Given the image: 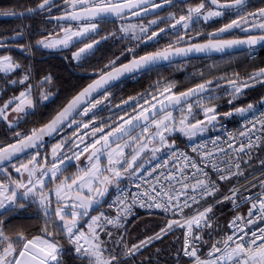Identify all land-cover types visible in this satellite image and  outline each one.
<instances>
[{"label":"snow or ice","instance_id":"6c2138e0","mask_svg":"<svg viewBox=\"0 0 264 264\" xmlns=\"http://www.w3.org/2000/svg\"><path fill=\"white\" fill-rule=\"evenodd\" d=\"M179 3L184 4L185 0H179ZM250 7V0H199L185 7H178L177 0H62L61 4L56 0H39L34 7H26L23 11L0 9V17L19 19L47 12V22L55 21L63 33L62 36L59 33L42 35L35 45L19 43L30 34V26L21 24L12 30L11 36H0V49L9 47L8 40L17 41L16 49L29 55L33 47L64 49L80 43L83 46L72 53V59L81 61L109 40H126L131 44L121 52V56H131L127 63L117 67L120 57L109 60L98 70L99 78L82 89L47 123L32 128L27 135L16 131L13 143L0 144V172L8 176L7 183L0 180V210H3L0 217L25 208L26 205L19 201L31 196L43 221L39 234L28 238L24 232L9 234L6 221L0 218V264H75L77 260L81 264H126L127 258L142 254L176 229L183 230V242L173 257L176 264H180L181 255L188 257L192 264H264V171L259 176L252 175L251 180L246 175L255 158L253 153L264 150V111H261L264 96L221 114L218 111L220 105L214 102L220 97L215 95L213 88V85L215 89L222 87L219 81L224 80L229 97L227 103L233 105L246 90L257 85L264 87V67L246 77L233 73L231 77L202 80L180 92L175 91V81L157 80L144 92L112 105L123 114L116 115L111 123L96 126L94 113L99 106L111 103L113 93L108 88L115 86L113 82L129 74H149L165 62L170 66L174 58L197 53H225L243 46L251 59L257 46L264 49V6L254 11H249ZM54 8L63 11L58 16H51ZM166 8L177 11L160 15ZM149 14L154 18L146 24L123 23L129 17ZM233 15L235 18L221 27L211 32L203 30V26ZM109 19L121 23L118 28L101 35L104 32L101 25ZM62 22H77V26L68 23L64 27ZM161 24L164 27H160ZM153 27L157 30H152ZM237 30L246 34L244 38H223ZM255 30L261 34H248ZM169 33L174 38L165 46L138 54L137 49L159 44ZM197 38L204 42H194ZM85 40L90 42L84 43ZM17 71L22 73L18 78H7L0 84V97L10 87L23 88L0 104V121L9 130L18 128L40 104L54 95L43 87L52 83L51 73L33 83L34 66L31 63L23 64L12 55H0V73L7 77ZM199 75L203 77V73ZM34 89H40L36 96ZM101 90V97L94 98L93 93ZM193 97L197 98L195 102H189ZM177 106L182 113L179 119L173 115ZM81 108L83 110L79 111ZM194 109L201 111L204 118L195 119ZM11 113L16 116L9 120ZM89 113H93V117L86 122L73 118L74 114L87 117ZM235 115L244 118L242 130L228 133L227 140L216 137L210 141L211 148L209 141L193 144L191 152L196 154L195 157L180 150L176 140L172 139L173 133L177 132L191 139L206 132L219 117ZM249 115L251 119H248ZM73 125L76 131L71 137L64 136L52 145L49 161L48 155L39 151L45 137H53L65 126ZM88 139H91L90 143L86 142ZM30 150H35V154L28 155ZM161 151H165L168 158L154 164ZM148 152H151L150 158ZM21 154L28 155V159L12 163ZM82 156L87 160L86 168L79 167ZM102 158L107 160L106 164H101ZM74 162L77 173L63 176ZM258 163L264 169V158ZM6 164H11L21 179H13ZM188 169L192 171L189 173ZM25 174L26 181L23 179ZM241 178L245 181L243 184ZM48 180L54 187H47ZM125 180L128 184H123ZM254 181L259 183L258 193L251 192L257 187ZM229 184L231 187L224 191V186ZM17 189H24L20 196ZM113 191L115 195L109 200ZM245 192L249 194L244 195ZM105 203L115 215L106 214ZM243 204H250L246 216L238 212ZM225 206H230L235 214L227 222L228 232L219 236L223 232L220 224L223 212L218 215L216 210ZM137 207L158 209L165 217L180 218L168 219L158 232L129 247L126 226ZM97 209L101 210L91 215ZM185 209L191 210L192 214L186 216ZM85 218L86 230L81 224ZM213 233L219 238L213 240ZM204 234L212 240L206 258L200 255V246L209 243ZM61 238L67 241V247L61 243ZM161 251L157 249L156 255Z\"/></svg>","mask_w":264,"mask_h":264},{"label":"trees","instance_id":"16d2710c","mask_svg":"<svg viewBox=\"0 0 264 264\" xmlns=\"http://www.w3.org/2000/svg\"><path fill=\"white\" fill-rule=\"evenodd\" d=\"M38 2L39 0H0V9H14L16 11H20L29 6L34 7ZM47 21L48 18L45 12L30 18L25 17L23 19H0V36L12 35L13 29L17 28L21 24H27L30 26V34L26 36L25 40L19 41V43L30 42L31 44L35 45V41L38 40L42 35L47 36L49 33L56 31L54 22ZM109 31L111 30H106L102 32L101 35H104ZM121 41L124 40H109L108 42L102 44L94 54L89 55L81 61H74L72 59V53L82 46L80 43L70 46L67 49L58 51L33 47L32 53L30 55L21 54L15 47L0 49V55H12L15 60H18L23 64L31 63L34 66L33 83L39 80L43 75L51 73L53 77L52 83L49 85H44L43 87L54 94L49 101H45L40 104L35 109L34 114L30 115L23 122H21L18 128L9 130L6 124L3 121H0V144L6 145L13 143L14 140L12 137L13 133L16 131L27 135L30 133L32 128H38L48 122L55 115V113L68 102L70 98H72L91 80H93L94 77L89 75L90 72H98V70L102 69L109 60L121 56ZM86 42L89 41L85 40L84 43ZM16 43H14V45H16ZM222 57H225V55L217 56V58L220 59ZM233 57L222 59V61H220L218 64H215L214 66L200 64L198 62L202 59L198 58L191 60L190 63L183 69H180L177 66V64L180 62H174L170 66L168 64H164L162 67L149 74L141 73L123 80L109 90L110 92L115 91L114 95L110 98L111 103L99 106L98 109L94 110L96 126H100L102 123H110L112 121L114 118V116L113 118L111 117V114L113 113L110 110L112 105L120 103L122 99H127L129 96H135L137 93L144 92L146 89H149V86L152 85L154 81L161 79L175 81L177 85L175 91L180 92L194 86L197 83H201L202 80L212 79L213 77L217 76H228V73H239L241 77H246L252 71L264 67V49L262 48H260L259 55L253 59H249L246 56L245 51L237 52ZM119 63L121 62H117L116 65ZM199 73H203V77H201ZM21 74L22 73L20 71H17L16 73L9 74L7 77H5L3 73H0V84H3L4 80L7 78H18ZM225 88L216 90V92L220 93L218 94L220 99L214 101L220 105L218 111L221 114L230 111L233 107H243L248 103L258 101L261 96H264V87L257 85L253 89L246 90L245 94L239 100L235 101L233 105H229L227 103L229 99L227 92H223ZM21 90H23L22 86L10 87L9 90L4 92L3 96L0 97V104H3L4 100H7L14 94H18V92ZM39 90L40 89H37V92ZM128 110L131 111V108ZM121 113L122 112H118L117 114L119 115ZM92 117L93 113H89L87 117H81L77 115L74 119H84L86 122ZM219 119L226 118L221 116ZM229 120L234 122L236 119L234 117ZM66 127L62 132L56 134L49 142L44 144L43 147L39 149L42 155L47 154L49 156L51 154L52 145L59 142L60 137L62 133H64ZM74 131L75 128L69 130L68 134H71ZM172 139H175L176 143L182 145L186 144L188 141L184 140L178 135L172 136ZM253 155L255 158L252 161V166L248 169L246 174L252 173L260 168L258 160L264 158V150H261ZM75 173H77V166L74 164V166L66 168L63 176H69ZM63 176L60 178L63 179ZM242 179L243 178H241V180ZM53 184L54 183L50 181L48 185L52 187ZM228 187H231V184L224 186V191H227ZM31 200L32 199L30 198L20 200L19 203L25 204V208L15 209L11 212L5 213L2 217H0L6 221L9 234L15 235L16 232H24L28 238L39 234V229L43 221L40 214L37 212V205L32 203ZM195 207L193 209H195ZM103 210L105 211V204L103 205ZM216 211L218 215L223 212V215L220 219V224L223 230H225L226 222L233 212L230 210V206H225L222 209H217ZM189 212H191V210L186 212V214ZM94 213L95 212H92L91 215ZM173 218L175 217H165L164 214L158 212L151 214L146 212L139 213L136 217L130 219L126 226V241L128 246L130 247L132 244L138 243L146 236H150L154 232H158L160 228L165 226L168 219ZM103 238L107 239L106 236H103ZM208 238L209 237L206 234V239L209 240ZM182 242L183 230L176 229L162 242H155L146 250H143L142 254H139L134 258H127L126 264H138L140 261H143L144 264H149V259L151 260V264H176L173 257L175 250L181 247ZM61 243H63L66 247L68 246L67 241L63 238H61ZM209 245L210 241L207 245H204V249ZM157 249H162L159 255H156ZM117 251L119 252L121 249L117 248ZM190 261L191 260L188 257L181 255L180 264H188ZM75 264H81V262L77 260L75 261Z\"/></svg>","mask_w":264,"mask_h":264},{"label":"flooded vegetation","instance_id":"af4514ba","mask_svg":"<svg viewBox=\"0 0 264 264\" xmlns=\"http://www.w3.org/2000/svg\"><path fill=\"white\" fill-rule=\"evenodd\" d=\"M199 2V0H185V3L184 4H180L179 3V0H177V3H178V7H185V6H187V4H195V3H198ZM56 3L57 4H61L62 3V0H56ZM250 3H251V7L248 9L249 11H254L255 10V8H257V7H262V6H264V0H250ZM252 7H253V9H252ZM63 11V9H61V11H57L55 8L52 10V12H51V16H58V15H60L61 14V12ZM170 11H177V9H174V8H166V9H164L162 12H160L159 14L160 15H165L167 12H170ZM45 14H47V18H49V13H47V12H45ZM177 14L179 15L180 13L179 12H177ZM154 18V16L153 15H151V14H149V15H147V16H143V17H140V18H135V19H127L126 21H123V23H127V24H139V23H147L149 20H151V19H153ZM235 18V16L233 15V16H229V17H225V18H223V19H217V20H215L214 22H211L209 25H205V26H203V30L204 31H207V32H211V31H213V30H215L216 28H219V27H221L223 24H225V23H228V22H230V19H234ZM54 22V25H55V27H56V31L57 30H59L60 28H59V26H57V24H56V22L55 21H53ZM63 24H68V23H66V22H62ZM69 23H71V24H75V23H77V22H69ZM121 23V21H119V20H112V19H109L106 23H104V24H102L101 26L103 27V29H104V31H106V30H114V29H116V28H118L119 27V24ZM160 27H164V25L163 24H161L160 25ZM152 30H157L155 27H153V29ZM248 34H251V35H259V34H261L258 30H255V31H252L251 33H248ZM246 34L244 33V32H242V31H240V30H237V31H234L231 35H225L223 38H225V39H232V38H244V36H245ZM171 38H174V37H172V35H171V33H169V35H167V36H165L164 38H162L161 40H160V42H159V44H153L152 46H150V47H148V48H144V47H141V48H139V49H137V52H138V54H140V55H142V54H144V52H146V51H153V50H155L156 48H158V47H163V46H165L168 42H169V40L171 39ZM204 39H207V37H205ZM90 42V41H89ZM194 42H204L203 40H201L200 38H197L196 39V41H194ZM10 44H14V43H16V42H14V43H11V42H9ZM86 43H88V42H86ZM131 46V44L128 42V41H126V40H124V41H121V45H120V48L122 49V52L124 51V49H125V47H130ZM120 57V59L117 61V62H121V63H119V64H117L116 66H118V65H120V64H123V63H125V62H127L128 60H130L131 59V56L130 55H128V57H127V55L125 56H119ZM217 58V56H207V57H199L198 59H202V60H214V59H216ZM192 59H196V58H192ZM192 59H186V60H181V61H177V62H183V61H190V60H192ZM174 63V62H173ZM107 70H109V69H107ZM92 72H94V71H92ZM95 72H97V71H95ZM95 78V77H94ZM93 78V79H94ZM92 81V80H91ZM117 85V84H116ZM115 85V86H116ZM114 87V86H113ZM112 87V88H113ZM111 89V88H110ZM109 89V90H110ZM108 90V91H109ZM35 92L36 93H38L37 92V89H35ZM113 93V95H114V93H115V91H113L112 92ZM112 95V96H113ZM99 96H101V94L99 95ZM99 96H97L96 98H98ZM119 104V103H118ZM118 113V111H113V113L111 114V117L113 118V116L115 117L116 116V114ZM123 113H121V114H119V115H122ZM118 115V114H117ZM111 123V122H110ZM23 157V156H22ZM21 157V158H22ZM21 158H18L17 160H14V161H12V163H19V160H22ZM5 167H7L8 168V171L11 173V177H13V179H21V177H20V175L18 174V173H16L15 172V170L11 167V164H6L5 165ZM8 178V176L7 175H5L4 173H2V172H0V180H4L5 181V183H6V179ZM25 180V179H24ZM49 182H50V180H49ZM49 182L47 183V187L48 188H50L51 186H49L48 184H49ZM53 186V185H52ZM24 190L23 189H21V192H23ZM18 193V192H17ZM19 196V195H18ZM26 198H30V199H32L31 198V196H29V197H26ZM26 198H24V199H26ZM0 212H3V210H0Z\"/></svg>","mask_w":264,"mask_h":264},{"label":"built area","instance_id":"2783aa9c","mask_svg":"<svg viewBox=\"0 0 264 264\" xmlns=\"http://www.w3.org/2000/svg\"><path fill=\"white\" fill-rule=\"evenodd\" d=\"M259 52H260V48H256L255 49V54L254 56L251 58H255L259 55ZM246 53V51H245ZM247 55V54H246ZM248 57V56H247ZM249 58V57H248ZM259 107V106H258ZM261 111H264V109H261ZM258 114V113H257ZM247 115V114H246ZM252 117L249 115L248 116V119H251ZM244 123V118L243 117H238L234 122H231L229 119H218L214 125L211 127L210 130L206 131L205 133H203L202 135L198 136L197 138L195 139H192L190 141H188L186 144L182 145V144H179L177 143L178 147L180 148V150L182 151H185V152H188L190 155L192 156H196L195 153H192L191 152V146L193 144H200L202 142H205V141H209L208 143V147L211 148L212 145L210 143L211 140L215 139L216 137H220L221 139L223 140H227V137H228V133H232V132H235L237 131L238 129L239 130H242L241 126L243 125ZM223 147H226V145H221ZM158 156V159L156 161H154L153 163H160L162 160L164 159H167L168 156H167V153L165 151H163L162 153H160ZM187 172H191L192 170L191 169H188L186 170ZM261 171H264V169H257L255 170L253 173H251L249 176H248V179L251 180L252 178V175H256V176H259ZM245 181L244 179L240 180V183L243 184ZM256 184H257V187L256 188H252L251 189V192L252 193H258L260 191V188H259V183L258 181H254ZM123 184H128V181L125 180L123 182ZM178 187V186H177ZM133 191H135V188L132 189ZM249 193L248 192H245L244 195H248ZM115 195V192L113 191L112 192V195L108 198L109 200L114 197ZM195 207V205L193 206V208ZM250 207V204H243L239 209H238V212L241 214V215H247V210L248 208ZM160 210L158 209H152V210H149V209H144V208H135L134 209V213L135 215L132 216V217H129V220L136 217L139 213L141 212H146V213H155V212H159ZM189 210L188 209H185V213L188 212ZM105 212L106 214H109V215H115V211L114 210H110L108 208V204L105 203ZM235 213H233L229 218L228 220H230L232 218V216L234 215ZM227 220V222H228ZM227 222H226V225H227ZM228 232V229L227 227L225 228V230H223V232H220L219 233V236H223L225 233ZM219 236L216 234V233H213V237L212 239H218ZM204 238L205 240L206 239V234H204ZM209 239V238H208ZM210 241V245H211V242L212 240H209ZM210 245L204 249V245H201L200 248H201V252H200V255L202 258H206V254L207 252L209 251L210 249ZM188 264H192V261H190Z\"/></svg>","mask_w":264,"mask_h":264},{"label":"rangeland","instance_id":"374dc122","mask_svg":"<svg viewBox=\"0 0 264 264\" xmlns=\"http://www.w3.org/2000/svg\"><path fill=\"white\" fill-rule=\"evenodd\" d=\"M73 27H76L77 26V23H75V24H71ZM63 26L64 27H67L68 26V24H63ZM57 33H59L61 36L63 35V33H61L60 32V29L59 30H57V31H55V32H52V34L55 36V34H57ZM83 46V45H82ZM81 46V47H82ZM70 47V46H69ZM68 47V48H69ZM64 49H67V48H64ZM47 50H51V51H58V50H63V49H47ZM77 50V49H76ZM75 50V51H76ZM74 51V52H75ZM234 54H236V53H232V54H227V55H225V57H222L221 59L220 58H216V59H214V60H201V61H199L198 63H200V64H205V65H207V66H214L215 64H218L220 61H222V59H227L228 57H230V58H232L233 56H234ZM247 56V55H246ZM234 58V57H233ZM193 60V59H192ZM74 61H76V60H74ZM191 61V60H190ZM190 61H183V63H178L177 64V66L180 68V69H183L184 67H186L189 63H190ZM195 62V61H194ZM195 63H197V62H195ZM232 74L233 73H228V77H231L232 76ZM218 77V76H217ZM219 82H223V81H219ZM223 92H226V88H225V90L223 91ZM36 92H35V89H34V93H33V95L34 96H36ZM218 94H220L219 92H216L215 91V95H217L218 96ZM101 96H99L98 98H100ZM97 98V99H98ZM197 99V98H196ZM196 99H194L193 101H191V103H194L195 102V100ZM185 107H186V105H185ZM173 115L175 116V117H177V119H179L180 118V116L182 115V113L180 112V110H179V108H178V110L177 111H174L173 112ZM16 116V113H11L10 115H9V120H11V119H13L14 117ZM194 116H195V119H203L204 118V116H203V113L201 112V111H198V110H196V109H194ZM235 117V119H237L238 117H240L239 115H235V116H232V117H227L226 119H231V118H234ZM220 118V117H219ZM218 118V119H219ZM77 121H81V120H83L84 121V119H76ZM193 123L195 122L194 120L192 121ZM213 126V125H212ZM212 126H209V129L208 130H210L211 129V127ZM66 127V126H65ZM73 128H75V131H76V126L75 125H73L72 127H66V129H65V131H64V133H62V135H61V137H60V140H61V138L62 137H64V136H68V137H71V135H72V133L71 134H68V131L69 130H71V129H73ZM207 130V131H208ZM83 131V130H82ZM205 133V132H204ZM203 133H201V134H198L196 137H193V138H191V139H189L188 137H186V136H184L183 134H181V133H173V135L172 136H174V135H178V136H181L184 140H188V141H190V140H192V139H195V138H197L198 136H200V135H202ZM59 140V141H60ZM187 141V142H188ZM86 142H91V139H88ZM58 143V142H57ZM52 148V147H51ZM163 151H161L160 153H162ZM160 153H158L157 155H159ZM256 153H258V152H256ZM256 153H253V154H256ZM31 154H35V150H33V151H31V152H29L28 153V155H31ZM28 155H24L21 159L22 160H27L28 159ZM85 155H87V154H85ZM147 155H148V157L150 158L151 157V152H148L147 153ZM49 157V161H51V154L48 156ZM107 163V160L106 159H104V158H102L101 159V164H106ZM74 164H75V162H74ZM79 167L80 168H86V167H88V163H87V161L85 160V157L84 156H82L81 157V161H80V163H79ZM259 169V168H258ZM253 173V172H252ZM251 173H249V174H246L247 176H249ZM13 178V177H12ZM23 179H25V181L27 180V175L25 174V176L23 177ZM7 181H8V178L6 179V183H7ZM49 182V180L47 181V183ZM58 183V182H57ZM52 187H54V184H53V186ZM52 187H50V188H52ZM24 190V189H23ZM17 195H21L23 192H21V189H17ZM7 194V193H6ZM53 199H54V197H53ZM98 211H100V210H97V211H95V213L93 214V215H96L97 213H98ZM158 213H162V212H158ZM163 214V213H162ZM192 214V211L191 212H189L188 214H186L185 213V215L186 216H188V215H191ZM180 217H175V219H179ZM174 219V218H173ZM86 222H87V218H85L83 221H81V224L84 226V228H85V230H86Z\"/></svg>","mask_w":264,"mask_h":264},{"label":"water","instance_id":"95a60500","mask_svg":"<svg viewBox=\"0 0 264 264\" xmlns=\"http://www.w3.org/2000/svg\"><path fill=\"white\" fill-rule=\"evenodd\" d=\"M20 11H23V10H20ZM135 18H140V17H129L128 19H135ZM0 19H15V18H11V17H0ZM66 23H69V22H66ZM9 36H11V35H9ZM9 42H17V41H12V40H8L7 41V44L9 45V47H15V45L14 44H10ZM8 47V48H9ZM16 48V47H15ZM256 48H260L259 46H257ZM242 51H246V48H244L243 46L241 47V49L240 50H228L227 52H225V53H217V52H213V53H197V54H191L189 57H178V58H174V61L173 62H177V61H181V60H186V59H192V58H199V57H207V56H221V55H227V54H232V53H237V52H242ZM128 62V61H127ZM127 62H125V63H127ZM165 64H167L166 62H165ZM120 65H118L117 67H119ZM111 69H109V71H110ZM89 75L90 76H92V77H95L92 81H90L87 85H89L90 83H92L94 80H96V79H98L99 78V76H98V74H97V72H90L89 73ZM130 77H133V75H131V74H129V75H127V76H125V77H122L121 79H120V81H116V82H113V84L114 85H116V84H118V83H120V82H122L123 80H126V79H128V78H130ZM220 83V85L222 86V87H220L219 89H221V88H225V87H227L226 86V84H225V81H223V82H219ZM87 85H85L82 89H84L85 87H87ZM113 86H109V88H108V90L110 89V88H112ZM213 88H214V90L216 91V90H219V89H215V85H213ZM81 89V90H82ZM80 90V91H81ZM80 91H78L74 96H76ZM185 91V90H184ZM103 93V90H101L100 92H98V93H93V97L94 98H96L97 96H99L100 94H102ZM73 96V97H74ZM72 97V98H73ZM72 98H70L69 100H68V102L72 99ZM194 99H196V97H193L189 102H191V101H193ZM67 102V103H68ZM66 103V104H67ZM65 104V105H66ZM64 105V106H65ZM63 106V107H64ZM86 106V105H85ZM62 107V108H63ZM61 108V109H62ZM178 108H179V106H177V108H176V110L175 111H177L178 110ZM83 109L81 108V109H79V111H82ZM112 112L113 111H117L115 108H111L110 109ZM59 111V110H58ZM57 111V112H58ZM56 114V113H55ZM77 115L76 114H74L73 115V118H75ZM47 123V122H46ZM41 127V126H40ZM39 128V127H38ZM55 136V135H54ZM53 136V137H54ZM53 137H45V143L44 144H46L47 142H49ZM31 151H33V150H30L29 152H31ZM22 156H24V154H21L20 156H19V158H21ZM86 160V159H85ZM14 161V160H13ZM87 161V160H86ZM98 210V209H97Z\"/></svg>","mask_w":264,"mask_h":264}]
</instances>
